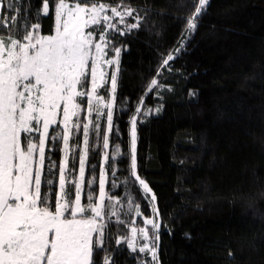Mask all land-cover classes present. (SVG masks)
<instances>
[{
	"label": "trees",
	"instance_id": "obj_1",
	"mask_svg": "<svg viewBox=\"0 0 264 264\" xmlns=\"http://www.w3.org/2000/svg\"><path fill=\"white\" fill-rule=\"evenodd\" d=\"M1 1L0 15L5 17L11 11L26 18L41 6V0ZM96 2L122 3L143 19L126 35L109 34L121 55L105 203L114 198L118 215L106 219L104 248L97 249L95 259L102 264L108 255L114 264H152L147 253L116 243L128 236L136 215L129 198L140 206L136 224L142 226L151 217L137 182L129 187L130 122L140 107L137 172L155 194L160 213L156 264H264V0H209L190 33L186 20L194 11L191 0ZM23 22L18 20L21 26ZM36 22L35 15L28 20L29 26ZM39 22L41 34H50L54 8ZM0 34L17 35V25L0 29ZM168 53L175 58L157 77ZM153 77L165 87L145 95ZM105 89L108 83L103 93ZM104 133L101 124L100 134L94 130L89 138L85 181L93 183L85 184L82 202L87 192L99 195ZM62 144V137L47 143L42 171L46 193L58 190ZM117 145L121 154L113 160ZM71 151L70 180L78 175L80 156L78 148ZM67 190L74 192V185Z\"/></svg>",
	"mask_w": 264,
	"mask_h": 264
},
{
	"label": "snow or ice",
	"instance_id": "obj_2",
	"mask_svg": "<svg viewBox=\"0 0 264 264\" xmlns=\"http://www.w3.org/2000/svg\"><path fill=\"white\" fill-rule=\"evenodd\" d=\"M208 4L209 0H191L194 11L186 20L188 31L196 28V22ZM13 7L12 3L8 5L10 10ZM53 8L52 31L41 34L39 21L49 17ZM135 12L136 9L122 3L110 6L96 0H77L74 4L68 0H41V6L36 7L35 13L29 11L26 18L13 15L11 11L7 17L0 15V29L17 25V35L0 34V264H101L95 257L97 249L104 248L108 226L105 221L118 214L111 210L114 198H108L109 203H105L103 165L98 197L87 192L86 202H82L85 184L91 186L93 183L85 181L89 123L83 124L84 148L79 156V176L66 180L70 130L80 129V111L85 103L89 115L95 112L99 116L106 109L108 125L103 134V146L108 149L121 54V48L114 47L109 34L116 32L123 36L138 29L143 17L134 16ZM33 15L37 22L29 26L28 20ZM127 17L136 22L127 23ZM113 18H118L117 22L124 25L123 30L117 27ZM20 19L24 21L22 26L18 23ZM21 27L23 34L19 35ZM110 51L114 52V57L105 59ZM174 58L168 53L162 59L157 77L161 70L170 67ZM104 65H114L115 70L109 74ZM109 79L110 93L106 99L100 90ZM164 87L153 77L145 95ZM140 103L143 104V97ZM136 111L140 112L141 108L137 107ZM60 125L62 131L57 130ZM95 128L100 134V125L96 124ZM61 137L65 158L59 165V192L54 193L50 188L46 193L42 191L46 142ZM136 141V117L133 116L129 187L138 182L147 196L151 189L137 172ZM120 154L117 145L112 159ZM108 159L106 151L104 162ZM46 183L52 185L53 181ZM66 184L74 185V192L66 190ZM50 193L54 194V199ZM151 200L155 205V194L151 195ZM129 205L134 206L137 215L140 214V206L131 198ZM152 211L159 216L158 208L153 206ZM144 223L153 229L160 227L153 219H145ZM136 232L133 228L132 238L117 239V245L126 242L127 247L136 252ZM139 232L148 238L143 228ZM138 251L150 253L154 261L158 259L156 249L148 244L139 247ZM102 264H114V260L105 255Z\"/></svg>",
	"mask_w": 264,
	"mask_h": 264
},
{
	"label": "rangeland",
	"instance_id": "obj_3",
	"mask_svg": "<svg viewBox=\"0 0 264 264\" xmlns=\"http://www.w3.org/2000/svg\"><path fill=\"white\" fill-rule=\"evenodd\" d=\"M68 2L70 3V4H74V3H76L77 1H75V0H68ZM1 6H2V1L0 0V14H1ZM109 15L111 14L110 12L108 13ZM135 13H133V15H134ZM135 16V15H134ZM117 20H118V18H113V22H116L117 23V27H119L120 29H124V25L123 24H120V23H118L117 22ZM126 21H127V23H129V24H131V23H135L136 21L132 18V17H127L126 18ZM111 33H113L115 36H116V34H118V33H116V32H111ZM110 33V34H111ZM130 33V32H129ZM189 33H190V31H189ZM4 35V34H3ZM12 35H14V34H12ZM16 35V34H15ZM5 36H7V35H5ZM98 38V37H97ZM177 52V51H176ZM175 52V53H176ZM121 55V54H120ZM114 57V52H109V55L108 56H106L105 57V59H109V58H113ZM104 70L106 71V72H108L109 74L113 71V70H115V66L114 65H112V66H109V65H104ZM109 84V89H108V91L107 92H105V93H103V89H104V87H105V85L106 84ZM106 84H104V86H103V88L100 90V92H101V95L102 96H105V98L107 99V96H108V93H110V79H109V81L107 82ZM109 98V97H108ZM84 107V112H83V114L81 115V113H82V109H81V111H80V117H79V120H80V129L79 130H77L76 128H72L70 131H71V135H70V139H69V149H70V151H69V153H68V157H67V168H68V163L70 164V163H72L71 162V159H70V155H71V153H72V151H71V149H72V146L74 147V148H78L79 149V151H80V153H81V151L83 150V148H84V135H83V124L84 123H89V136H88V140H90L89 138H90V136L93 134V132H94V130H96V128H95V125L96 124H99V125H105V132L107 131V125H108V122H107V115H106V109L105 110H103V112L101 113V115H99V116H97V114L95 113V112H92L91 113V115H89V113L87 112V110H86V103H85V105L83 106ZM82 107V108H83ZM113 111H114V107H113ZM135 115V117L137 116V112H136V114H134ZM61 119H62V115H61V117H60ZM73 120L75 121L76 120V118L74 117L73 118ZM136 121H137V117H136ZM130 130H129V137H130V148H131V128H132V119H131V122H130ZM59 130L60 131H62V125H60L59 127ZM136 128H137V126H136ZM62 141H63V139H62ZM47 143H48V141L46 142V148H45V151H46V149H47ZM103 150H104V152H108V150L107 149H105L104 148V146H103ZM61 152H62V160H64V158H65V153H64V144H62V149H61ZM131 152V151H130ZM46 153V152H45ZM45 157H46V155H45ZM37 160L39 159V157H38V155H37ZM61 160V161H62ZM102 164H101V166L103 165L104 166V169H105V165H106V163L104 162V156L102 157ZM78 162H79V160H78ZM44 165H45V163H44ZM44 168V167H43ZM85 169H86V164H85ZM100 172H101V170H100ZM77 173H78V175H77V177L76 178H78V176H79V167H78V170H77ZM69 175H70V177H72L71 176V174H66V180H70V178H69ZM105 175H106V172H105ZM42 176H43V174H42ZM106 181V180H105ZM58 185H59V182H58ZM68 185H72V184H66V190H67V186ZM105 185H106V183H105ZM137 186H138V188H139V190H140V192H142V194H143V196H144V198H145V200H146V202L149 204V207H150V209L152 210L153 209V206H155V205H153V203H152V200H151V195L153 194V192H151L150 194H148L147 196H145V194H144V192H143V190H142V188H141V186L138 184V182H137ZM59 192V186H58V190H57V193ZM98 194H99V192H98ZM107 200V195H106V199H105V201ZM111 210H113V211H115L114 210V205L112 204L111 205ZM106 211H107V209H106ZM136 214V213H135ZM151 217H150V219H153L156 223H158L160 226H161V224H160V222H159V220H158V217H156L154 214H153V211H151ZM141 216H140V214L139 215H135V217H134V220H133V222H132V226H131V228H130V230H129V234H128V238L130 239V238H132V235H133V233H132V229L133 228H136L137 229V232H136V234H135V245H136V248H137V251H138V249H139V247H141V246H143L144 244H148L150 247H154L155 249H156V251H157V244H158V239H156V237L157 236H159L158 234H159V232H160V227L158 228V229H153L152 228V226L151 225H146L145 223H144V220L145 219H143V222L141 223L142 224V226H139L138 224H136V221H137V219L138 218H140ZM105 222H107V220L105 221ZM141 228H143L147 233H148V238L147 239H145L144 238V236L143 235H141L140 234V232H139V229H141ZM106 229V228H105ZM95 235V234H94ZM131 250V249H130ZM132 251V250H131ZM139 252V251H138ZM147 254H148V256H149V258H151V262H152V264H156V260L154 261V260H152V257H151V254L150 253H148V252H146Z\"/></svg>",
	"mask_w": 264,
	"mask_h": 264
}]
</instances>
